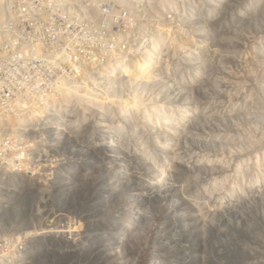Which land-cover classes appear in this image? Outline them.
Instances as JSON below:
<instances>
[{
    "label": "rangeland",
    "instance_id": "374dc122",
    "mask_svg": "<svg viewBox=\"0 0 264 264\" xmlns=\"http://www.w3.org/2000/svg\"><path fill=\"white\" fill-rule=\"evenodd\" d=\"M144 1L102 59L0 70V264H264V0Z\"/></svg>",
    "mask_w": 264,
    "mask_h": 264
},
{
    "label": "built area",
    "instance_id": "2783aa9c",
    "mask_svg": "<svg viewBox=\"0 0 264 264\" xmlns=\"http://www.w3.org/2000/svg\"><path fill=\"white\" fill-rule=\"evenodd\" d=\"M130 1V8L119 11L118 0H21L18 7H13L12 0H8L4 7V19L0 22V70H10L12 56L26 55L27 47L39 44L44 56L56 63H64L71 55L88 48H92L101 59L104 58L114 18L124 16L125 11L139 15L138 8L149 6L144 0ZM150 10V22H155L158 15L153 13L152 8ZM165 12L167 15L172 13ZM37 31L41 32L36 40H30ZM42 35L51 37V43L45 45ZM13 50L17 54L12 55ZM83 65L86 66V63ZM145 66L150 67V64ZM10 101V90L1 88L0 167L11 162L9 141L14 129L8 128L10 113H7V109Z\"/></svg>",
    "mask_w": 264,
    "mask_h": 264
},
{
    "label": "bare ground",
    "instance_id": "6f19581e",
    "mask_svg": "<svg viewBox=\"0 0 264 264\" xmlns=\"http://www.w3.org/2000/svg\"><path fill=\"white\" fill-rule=\"evenodd\" d=\"M165 2V1H164ZM4 9V7H0V22H1V20H2V18L4 17L3 15H1V12H2V10ZM4 14V13H3ZM0 41H1V39H0ZM157 50V49H156ZM137 66V68H146V67H143L141 64L140 65H136V64H133L131 67H136ZM137 214H140V211H136V212H134V215L135 216H137ZM123 231V230H122ZM120 234H122V232L120 233Z\"/></svg>",
    "mask_w": 264,
    "mask_h": 264
}]
</instances>
